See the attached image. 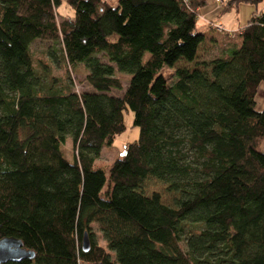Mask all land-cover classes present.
<instances>
[{"label": "trees", "instance_id": "1", "mask_svg": "<svg viewBox=\"0 0 264 264\" xmlns=\"http://www.w3.org/2000/svg\"><path fill=\"white\" fill-rule=\"evenodd\" d=\"M64 2L73 14L57 22L60 0H0V238L34 254L5 264H264V12L227 33L233 47L168 81L163 68L195 58L206 0ZM35 39L83 66L92 90L36 64ZM115 72L127 75L121 95L109 94L122 88ZM126 110L136 139L95 166ZM147 178L179 194L174 208L142 194Z\"/></svg>", "mask_w": 264, "mask_h": 264}, {"label": "rangeland", "instance_id": "2", "mask_svg": "<svg viewBox=\"0 0 264 264\" xmlns=\"http://www.w3.org/2000/svg\"><path fill=\"white\" fill-rule=\"evenodd\" d=\"M105 2L109 4H115L116 0H104ZM259 1L258 3H260ZM240 4L238 5V10L234 14V19H238V25L239 27L244 25L247 20L249 19L251 12L254 9L257 10H264V4ZM223 5V1L221 0L220 4H218L217 8H220ZM57 22H60L62 19L70 18L73 14V11L70 7H68L64 0H60V4L56 8ZM231 13V11H230ZM207 24V23H206ZM203 21L200 19H196V27L197 29L202 28ZM224 28V26H222ZM215 31L217 29L213 27ZM218 32V31H217ZM235 35V34H234ZM233 36V35H232ZM224 48H221L220 46L217 48L213 44L207 45V43L202 42L198 45L196 49L195 58L192 61H184L182 59L176 61L174 65L170 68H163L161 70V73L167 78L168 81L172 80L171 72L175 68H187L189 70L193 68H201L200 62L206 61L209 59H212L220 54L227 48V45L223 46ZM56 49V52H54V58H52L48 52L53 51ZM30 51L33 55V57L37 60L36 64H39V62H42L48 66V70L46 72H49L52 76L61 77L64 74V69L67 68V66H63L59 63V57L58 51H57V44L48 41V40H33L30 43ZM101 61H104V58L100 56ZM37 65H35L36 67ZM37 68V67H36ZM68 69V73L70 76L69 81V87L72 91H75L77 93L84 92V91H91V87L87 84L85 81V74L86 70L83 66H77V71H72L70 68ZM115 74L120 78L121 86L122 88L120 90L111 89L109 91V94L113 95H121L123 89L127 85V75L121 74L118 72H115ZM259 85V86H258ZM257 92H255V110L259 111L262 109L264 105V83L260 82L258 83ZM123 124H124V130L115 135L110 145H104L99 150L98 155L94 159V165L102 167L104 169H107L111 163L114 161L115 157L119 156V154L123 151V147L126 143H129L136 139L138 134V129L135 126H132V112L130 110L123 111ZM5 137L0 135V145L3 147ZM259 148L262 152H264V138L260 141ZM71 143L70 140L67 139L64 144V152L65 155L70 158L71 156ZM166 185L158 180L147 178L143 184L141 185L140 191L145 196H150L151 194H157L159 196V199L162 204L174 208L175 200L178 199L179 194L175 192H168L166 191ZM96 244L103 247L104 242L101 238V235L99 232L93 227L92 229ZM181 249H184V244L180 243ZM112 257V254H111ZM79 264H84L82 262H79Z\"/></svg>", "mask_w": 264, "mask_h": 264}, {"label": "crops", "instance_id": "3", "mask_svg": "<svg viewBox=\"0 0 264 264\" xmlns=\"http://www.w3.org/2000/svg\"><path fill=\"white\" fill-rule=\"evenodd\" d=\"M222 1L225 2L228 0H222ZM240 4H249V2L248 3L241 2L234 6L232 5L231 7H228L224 10H220V8H217L218 6L215 0H206V4L197 10V16H196V19L198 18L201 21H203V25H204L202 26V28H200V30L203 31V40L200 43L205 42L207 43V45L213 44L217 48L219 46L221 48H224L223 47L224 45H227V48L233 47V40H229V37L227 38L228 36L227 33L236 34L238 32V29L246 24L245 23L244 25L239 27L238 19H234V14L238 10V5ZM258 4H264V0H261V2ZM254 12H264V10L254 9L251 12V15ZM214 22H219L222 26H224L223 30L221 31L217 30L218 32L215 31L212 26V23Z\"/></svg>", "mask_w": 264, "mask_h": 264}, {"label": "water", "instance_id": "4", "mask_svg": "<svg viewBox=\"0 0 264 264\" xmlns=\"http://www.w3.org/2000/svg\"><path fill=\"white\" fill-rule=\"evenodd\" d=\"M89 244L87 236L84 234L81 239V250L86 252ZM34 254L32 251L22 247L19 240L12 237L0 238V264L19 263L24 260H31Z\"/></svg>", "mask_w": 264, "mask_h": 264}, {"label": "built area", "instance_id": "5", "mask_svg": "<svg viewBox=\"0 0 264 264\" xmlns=\"http://www.w3.org/2000/svg\"><path fill=\"white\" fill-rule=\"evenodd\" d=\"M216 4H220L221 0H215ZM212 26L215 27L218 31L223 30L222 25L219 22L212 23ZM230 36L234 35L235 33H228Z\"/></svg>", "mask_w": 264, "mask_h": 264}]
</instances>
